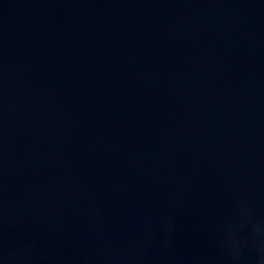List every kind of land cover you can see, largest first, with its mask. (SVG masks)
Segmentation results:
<instances>
[{
    "label": "water",
    "instance_id": "95a60500",
    "mask_svg": "<svg viewBox=\"0 0 264 264\" xmlns=\"http://www.w3.org/2000/svg\"><path fill=\"white\" fill-rule=\"evenodd\" d=\"M253 243L264 0H0V264H256Z\"/></svg>",
    "mask_w": 264,
    "mask_h": 264
},
{
    "label": "clouds",
    "instance_id": "9594fccd",
    "mask_svg": "<svg viewBox=\"0 0 264 264\" xmlns=\"http://www.w3.org/2000/svg\"><path fill=\"white\" fill-rule=\"evenodd\" d=\"M254 236L260 235V228L257 226L254 230ZM253 248L256 249L255 243H253ZM257 255H256V264H264V250L256 249Z\"/></svg>",
    "mask_w": 264,
    "mask_h": 264
}]
</instances>
